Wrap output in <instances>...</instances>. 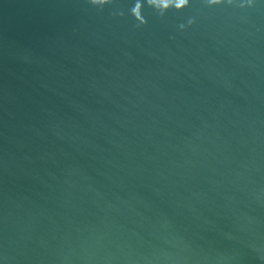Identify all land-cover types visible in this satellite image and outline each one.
I'll list each match as a JSON object with an SVG mask.
<instances>
[{
  "label": "water",
  "instance_id": "95a60500",
  "mask_svg": "<svg viewBox=\"0 0 264 264\" xmlns=\"http://www.w3.org/2000/svg\"><path fill=\"white\" fill-rule=\"evenodd\" d=\"M0 264H264V0H0Z\"/></svg>",
  "mask_w": 264,
  "mask_h": 264
}]
</instances>
